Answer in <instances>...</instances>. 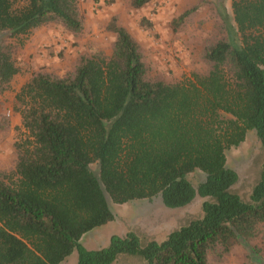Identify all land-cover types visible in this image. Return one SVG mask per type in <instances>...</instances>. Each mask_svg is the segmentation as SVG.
<instances>
[{
	"label": "trees",
	"instance_id": "trees-1",
	"mask_svg": "<svg viewBox=\"0 0 264 264\" xmlns=\"http://www.w3.org/2000/svg\"><path fill=\"white\" fill-rule=\"evenodd\" d=\"M79 1L0 0V35H26L54 21L78 33ZM231 8L232 16L218 10L227 35L204 49L208 70L187 82L146 79L140 44L116 22L108 58L84 56L65 76L32 73L16 94L28 135L16 145L14 168L0 171V264H60L74 249L76 264H112L120 254L145 264H209L215 247L227 251L256 235L264 167L245 202L231 190L238 175L226 166V151L252 130L264 147V0H231ZM18 72L0 43V94ZM196 169L204 178L194 186L186 175ZM197 195L212 198L203 216L161 242L141 246L133 232L96 250L79 242L113 219L110 201L160 197L177 208Z\"/></svg>",
	"mask_w": 264,
	"mask_h": 264
},
{
	"label": "rangeland",
	"instance_id": "rangeland-1",
	"mask_svg": "<svg viewBox=\"0 0 264 264\" xmlns=\"http://www.w3.org/2000/svg\"><path fill=\"white\" fill-rule=\"evenodd\" d=\"M223 4V6H222ZM224 7L232 16L231 0H151L141 8H134L131 0H80L83 28L78 33L66 30L59 22H50L17 37L0 35V43L7 45L17 66L11 88L0 94V171L7 173L17 161L16 145L28 135L22 126L10 127L13 115L21 107L16 94L32 73L44 71L55 76L72 72L84 56L109 57L116 34L110 23L123 26L140 44L146 67V79L168 82L185 81L194 72L204 73L209 65L203 58L204 49L226 37V30L218 10ZM189 13L179 22V16ZM152 23L146 28L141 20ZM20 115V114H19ZM21 117V116H20ZM226 166L235 170L237 182L231 190L245 202L264 167V147L255 131H249L238 146L226 151ZM201 170L186 175L194 186L202 181ZM211 197H199L188 205L169 208L160 197L109 202L113 219L85 233L79 242L88 250L110 244L113 235L120 237L135 233L141 246L150 241L161 242L167 235L191 220L203 216L202 204ZM77 249L60 264H76ZM209 264H264V222L249 240H235L227 251L217 246L208 253ZM112 264H145L140 255L120 254Z\"/></svg>",
	"mask_w": 264,
	"mask_h": 264
},
{
	"label": "crops",
	"instance_id": "crops-1",
	"mask_svg": "<svg viewBox=\"0 0 264 264\" xmlns=\"http://www.w3.org/2000/svg\"><path fill=\"white\" fill-rule=\"evenodd\" d=\"M21 125V117L19 114L13 115L10 123V127L20 126Z\"/></svg>",
	"mask_w": 264,
	"mask_h": 264
}]
</instances>
